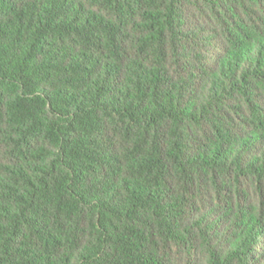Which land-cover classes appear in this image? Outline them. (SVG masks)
Wrapping results in <instances>:
<instances>
[{
	"label": "trees",
	"instance_id": "obj_1",
	"mask_svg": "<svg viewBox=\"0 0 264 264\" xmlns=\"http://www.w3.org/2000/svg\"><path fill=\"white\" fill-rule=\"evenodd\" d=\"M0 264H264V0H0Z\"/></svg>",
	"mask_w": 264,
	"mask_h": 264
}]
</instances>
